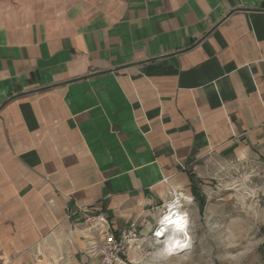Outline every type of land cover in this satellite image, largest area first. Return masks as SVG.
Instances as JSON below:
<instances>
[{
	"label": "crops",
	"instance_id": "obj_1",
	"mask_svg": "<svg viewBox=\"0 0 264 264\" xmlns=\"http://www.w3.org/2000/svg\"><path fill=\"white\" fill-rule=\"evenodd\" d=\"M222 157L264 161V0H0V264H99L87 214L145 233Z\"/></svg>",
	"mask_w": 264,
	"mask_h": 264
},
{
	"label": "rangeland",
	"instance_id": "obj_2",
	"mask_svg": "<svg viewBox=\"0 0 264 264\" xmlns=\"http://www.w3.org/2000/svg\"><path fill=\"white\" fill-rule=\"evenodd\" d=\"M191 170L198 177L190 192L183 194L189 202L190 249L168 257L153 241V223L145 231V242L134 244L116 264H264V161L231 163L222 157L201 162ZM194 188L204 199L203 210ZM84 228H79L81 239L88 234ZM33 263H39L37 258Z\"/></svg>",
	"mask_w": 264,
	"mask_h": 264
},
{
	"label": "built area",
	"instance_id": "obj_3",
	"mask_svg": "<svg viewBox=\"0 0 264 264\" xmlns=\"http://www.w3.org/2000/svg\"><path fill=\"white\" fill-rule=\"evenodd\" d=\"M171 193V198L163 204L160 216L152 229L154 243L160 245L168 257L182 254L191 247L189 244V202L184 197V193L173 187H171ZM172 216L173 218H171ZM82 225L89 235L95 234L92 238L88 236L87 239L91 247L90 251L99 258V264L122 262L134 244L143 243L146 240V235L140 228L139 220L115 232L110 227L109 220L105 215L89 213L83 219ZM175 233L181 235L182 238L170 247V236Z\"/></svg>",
	"mask_w": 264,
	"mask_h": 264
},
{
	"label": "trees",
	"instance_id": "obj_4",
	"mask_svg": "<svg viewBox=\"0 0 264 264\" xmlns=\"http://www.w3.org/2000/svg\"><path fill=\"white\" fill-rule=\"evenodd\" d=\"M194 176L192 175V178H193ZM194 182V181H193ZM196 188H194L193 190H194V194L196 195V197L200 200V208H201V210H203V207H204V199L203 198H201V196L199 195V193L195 190Z\"/></svg>",
	"mask_w": 264,
	"mask_h": 264
},
{
	"label": "bare ground",
	"instance_id": "obj_5",
	"mask_svg": "<svg viewBox=\"0 0 264 264\" xmlns=\"http://www.w3.org/2000/svg\"><path fill=\"white\" fill-rule=\"evenodd\" d=\"M171 213V212H170ZM171 218H173V216L171 217ZM175 234H178V233H175ZM179 235V234H178ZM174 235H172V237H173ZM182 238V236L181 237H178V236H174L173 237V241H172V245H174V244H176L177 242H179L180 241V239ZM171 240V239H170ZM171 242V241H170Z\"/></svg>",
	"mask_w": 264,
	"mask_h": 264
}]
</instances>
